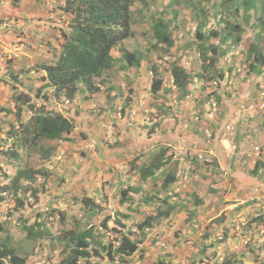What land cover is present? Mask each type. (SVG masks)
Wrapping results in <instances>:
<instances>
[{
  "label": "trees",
  "instance_id": "trees-1",
  "mask_svg": "<svg viewBox=\"0 0 264 264\" xmlns=\"http://www.w3.org/2000/svg\"><path fill=\"white\" fill-rule=\"evenodd\" d=\"M19 1L12 0L10 3L15 6L18 5ZM137 1L140 2L142 8L151 2L152 10L146 18V24L150 29V38L153 42L146 49L142 47L129 50L121 46L116 50L118 54L112 55V50L117 47L118 43L133 34L131 7ZM230 1L234 9L233 14L236 17L226 21L225 29L227 31L223 32L221 40L229 39L237 44L244 40L242 35L246 34L245 40L248 46L241 53L244 55L243 63L235 62L234 67L228 66L226 70L230 72L220 68L217 71L213 66L216 62L223 60L221 44L217 45L215 42L218 41L217 36L220 35V32L213 29L208 30V32L202 31L198 27L204 25L201 14L198 15L197 23L189 22L183 25L175 22L177 0H164V2L160 0H64L60 8L70 15L66 25L55 23L57 28L51 27V32L38 34L40 40L36 44V50L42 46L48 49V45L51 50L48 60H36L32 65H26L25 61L18 63L13 56L8 58L7 77L2 81L8 84L12 91L10 96L12 106L0 108V137H2L0 138V204L8 205L13 201V206L3 214L10 219H6L4 222L0 221V264H27V253L20 254L16 250L22 247L23 242L30 241L33 245L39 246L44 239L55 245L61 244L60 255L57 259H49L39 264H103L104 262H106L105 264H131L134 256H137L139 260L145 258L144 253H147L150 247L149 243L153 244L155 239L149 240L153 233L167 229V227L172 230L175 228L174 215L181 212H188L185 218L187 228L174 230V242L186 241L187 233L192 229L194 221L192 218L197 216L196 208H202L205 203H210V199L204 195L198 197L193 194L192 200L186 199L190 204L183 201L172 202L170 195L174 188L170 189L171 185L178 178L182 179L184 174L190 178L199 177L198 168L202 165L198 164V160L194 156L189 157V154L195 153L192 149L193 145L197 148L200 145H205L206 148L212 147L215 151L219 145L215 141L212 142V146L207 145L205 143L206 138L198 130L197 124L186 129L187 120L182 119V114H180L183 109L182 104L174 105L170 100L166 106H163L164 109L160 110L163 115L167 114L168 117L172 118L169 123L171 131L166 134L159 133L157 120L148 126L134 127L132 123H129L120 130L124 134L131 135L132 129H146V137L143 138V141L158 140V143L152 147L146 144L144 147H138V149L128 153L130 158L127 161V151L125 150L121 156V148L139 143H128L127 138L123 146L118 145V140H113L109 142V150L105 151L102 141L108 143L113 132L110 135L106 131L105 138H98V155L101 158L108 159L119 156V161H125L126 164L121 175L122 179L118 180L117 188L113 192L116 198L113 201V204H116L113 216L111 218L106 214L99 225L100 228L104 229L110 226L116 231V235L108 239L107 242L101 240L100 236L96 240V234L90 227L77 229L73 226H66L67 219L63 211L67 207L81 205L87 213L88 220L89 217L95 218V215L103 211L107 213L109 203L107 193L103 192L101 187L98 188V191L93 190L91 194L87 192L85 186L81 189L73 188V185L76 186L79 180L83 179V172L78 164L76 166L71 165L73 169H68L65 172L59 168L58 163H54L53 157L56 152L60 151L61 144L73 141L72 133L77 124L76 118L71 114V105L65 108L64 114L51 104L54 102L64 104L66 100L72 102L78 94L84 95L85 98L87 93L91 95L103 92L108 96V99L116 96L121 97L123 105L120 106L119 110L122 117L127 119L131 101L129 94L131 91L133 92V83L128 80L130 76L126 74L124 79L128 80L127 84H129L126 94H123L120 85L118 88L116 85H112L106 76L114 67L117 71H124L133 67L137 73L141 72L143 68L152 70L153 78L150 91L154 94V99L163 97L167 99V96L162 92L166 94L172 90V86H176L182 91L180 99L183 98L185 96L183 94L186 92L188 94V85L191 84L194 77L180 62L182 58L178 62H171L169 76L172 84H167L164 87L165 82L156 76L157 67L155 65L149 66L148 63L145 64L147 62L145 57L147 52L157 49L160 58L176 56L179 50L178 43L188 35L189 29L193 27L191 24H195L197 28H194L195 36L198 39L196 51L200 61L197 77L204 78V80L225 79L231 83L230 86L234 87L233 78L235 76H237L236 79H246L239 68L252 73V76L258 75L257 72L262 67L264 68V53L260 46H264V26L261 21L262 17L253 16L257 8V0H243L240 4L237 3V0ZM226 2L227 0H222L221 4L227 7ZM241 8L244 11H250L251 15L239 16L238 11ZM257 9L259 12L264 11L263 8ZM21 19V22L24 23L26 16L23 15ZM3 20L4 18H2ZM15 27L17 28L16 25ZM181 27L184 29L179 33L181 29L178 28ZM244 30L250 33L242 34ZM235 31L237 34L233 35L232 33ZM23 33L22 26H20L18 31L16 30V34L19 40L21 39L20 42L25 44L27 42L24 40ZM189 42L190 40H187L182 44V47L185 48ZM231 57L237 58L238 56L231 55ZM142 63L145 65L142 66ZM32 71L34 74H31ZM103 74H105L104 79L100 80ZM23 76L26 78V85L23 83ZM252 76L251 81H254L255 78L253 79ZM104 83L108 85L103 86ZM112 92L113 96H110ZM50 99L51 102H49ZM150 115L153 116V112L150 111ZM150 118L152 119L151 116ZM154 132H157L155 136L153 135ZM80 133L83 138L89 140L98 137L94 130L88 133L85 130H80ZM179 133L185 134L182 136L183 139L176 137ZM235 143L238 144L237 141ZM85 144L86 142L83 145L84 149ZM83 148L81 147L80 156L91 151L85 149V152ZM177 149L181 150L182 159L175 157L173 152H177ZM216 152L218 153V151ZM220 160H222L221 152H219V157L208 162V164L203 163V165L209 166L210 164L212 173L215 170L219 172L220 167L223 170L227 168L225 164H220ZM49 162L54 163L53 169L48 167ZM3 165L13 168V173L5 174L2 171ZM84 169L85 167H83ZM204 170L207 172L209 168L205 167ZM162 172L166 173L163 175ZM250 173L256 177L259 170L255 167ZM52 176L56 177L54 191L47 187V179ZM38 177L43 179L42 182L37 183ZM114 177H118L116 173H112L111 178ZM159 179L161 182L158 186ZM239 181L245 180L240 179ZM209 190L210 194L215 192L212 188ZM175 193L181 194L178 191ZM216 193L223 194L221 191ZM59 202H63L64 210L60 209ZM247 203V207L251 206L257 212L252 214L253 212L249 211V215L243 222L232 223L237 229L241 228L242 232H249L253 230L254 226L264 224V210H262L264 202L253 197L247 200ZM192 204L196 208L191 207ZM30 211H34L32 221L28 218ZM53 211L59 213V223L61 224L59 234H54L46 223V219L51 217ZM12 218L22 233V237L16 240V244L12 243L10 236H1L2 232L8 234L7 224L8 222L13 224ZM229 222L230 218L225 214L213 219L212 224L218 225L220 228V236L216 238L227 239V232L230 231ZM213 228L208 227L207 224V229L201 239L202 242L199 243L197 250L189 256L191 257L189 264H234L235 260H227L223 257L225 255L221 256L216 252L217 243L215 242L216 238H214L216 228ZM148 230H151V233ZM256 245L258 244L256 243ZM260 245L261 249L264 250V245ZM156 247L158 248V246ZM251 251L253 252L254 248ZM260 251L255 250L256 260H258ZM34 253H31L33 254L32 258L36 257ZM158 253L159 255L164 254ZM205 255L208 258H205ZM244 255L247 257L246 254ZM154 259L152 258L145 264H171L167 254L157 261ZM262 263L264 264V259L261 257V260H258L256 264Z\"/></svg>",
  "mask_w": 264,
  "mask_h": 264
},
{
  "label": "rangeland",
  "instance_id": "rangeland-1",
  "mask_svg": "<svg viewBox=\"0 0 264 264\" xmlns=\"http://www.w3.org/2000/svg\"><path fill=\"white\" fill-rule=\"evenodd\" d=\"M160 1L164 2V0ZM242 1L243 0H237V3L240 4ZM221 2L222 0H177V17L175 19V22L182 23L183 25L189 22L197 23V21L199 20L198 15L201 14V18H203L204 21L203 26L214 25L221 27V20L228 21L233 20V18L235 19L236 17L233 14L234 9L231 6L232 2L230 0H227V2L225 3L227 7H224ZM262 2H264V0H257L256 7H261ZM257 8L253 16L257 18L262 17L261 21L264 26L263 16L259 15ZM53 10L56 9L53 8ZM131 10L133 19V35L131 37L134 38V41L136 42L138 35L139 38L138 42L135 43L136 46L138 47V49L142 47L146 49L151 46V43L153 42L150 38V29L148 27V24H146V18L152 10L151 2H148L147 6L142 8L140 2L137 1L133 4ZM241 10L243 11L242 8ZM52 16H54V14H52ZM45 17L49 18L51 16H49L47 12ZM47 20L48 21L46 22V25L50 28L47 29V32L52 31L51 27H53L54 29L57 28V25L54 24H57L55 18H50ZM58 23L60 24L61 22ZM191 25L193 27L189 29L188 35H186L178 43L179 50L177 51L176 56L160 58L158 56V49L147 53L144 52L147 54V56L145 57V60L147 62H145V64L148 63L149 66L155 65L157 67L156 76L162 78V80L165 82V87L167 86V84H172L171 77L169 76L171 62H178L179 59L182 58L180 62L189 70L188 72L190 73V75L194 77L193 81L188 85V94L185 91L186 93L183 94L185 96H183V98L181 99L180 94H182V91H180L176 86H174V89H172L171 91L166 92L170 97H167V102L171 99L174 105L182 104L183 109L180 114H182V119L187 120V123L185 124L186 129L190 126H193L194 124H197L198 130L201 131L202 135L206 138L205 143L207 145L212 146V142L215 141V143H217L218 141H220V139H222L221 143L223 145H221V147H223L224 150H227V148L230 145L233 146V144L236 145V149L234 148V150H232V152H234V155H231V152L229 155L224 156V162L227 166V168H225L226 171L221 169V167L219 166L220 171L218 172L215 170L214 173H212L210 171V165L205 166L203 165V163L207 164V162L205 161V157L210 158L208 150H213V152L215 153V149H213L212 147L208 149L205 147V145H200L197 148L193 145L192 149H194L195 153L189 154V157H191V155L194 156L198 160V164L202 165L198 168L199 177L194 176L190 178L189 176H186V174H184V177L182 179L178 178L176 181H174L170 188H174V191H172L170 195V201H183L190 204L186 201V199L192 200V195L195 194L198 197L204 195L206 198L210 199V203H205L202 208L198 209L195 205H191V207L196 208L195 211L197 213V216L192 218L194 220L192 229L188 233L186 232V241H183L181 243H176V241L174 242V230H184L185 228H187L185 218L188 215V212H181L177 215H174L175 228L173 230L167 227V229H162V231H155L156 233H153L152 236H150V241L153 238L155 239L153 240V244H150L148 240L150 247L147 253H144V259L141 258L139 260L137 256H134L132 263H129L145 264V262L151 261L152 258H155L154 261H157L161 259L163 255L167 254L170 258L171 264H189L191 261V257L189 256L197 250L199 243L202 242L201 239L203 233L207 229V224L208 227L211 226L216 228L214 238L220 236L219 226L213 225L212 222L214 218L225 214L230 218V231L227 232L228 237L226 240L222 238L215 239V242L217 243V247L215 248L216 252L221 256L225 255L223 257H225L227 260H235L234 264H256L258 260H261V257L262 259H264V250L261 249L260 245H264V224L260 226L253 225L254 228L256 227L255 229L253 228V230H250L249 232H242L241 228H239L240 230L237 229L232 223L243 222L244 219L249 215V211L253 212L252 214H256L257 212V210H254V208H252L251 206L247 207V200L256 197V195L259 194L258 191H260L262 187L258 188L256 184H259L260 179H264V154L260 152L264 148V85L255 86L254 81H251V78L248 80L247 77L246 79H236L237 76H235L233 78L234 87L230 86L231 83L228 81H222L221 83L217 81L216 83L213 81L216 80V78L212 80H204V78L197 77L196 74L199 73L197 70L200 68L199 56L196 51V43H198V39L194 38V28H196V25ZM24 27L25 26L22 25V28ZM178 29H181L179 31V33H181L184 27ZM206 29V27H203V30ZM226 31L227 30H223V32ZM223 32L221 33V36ZM232 34H237V32L235 31ZM245 39L242 40L239 44H234V47L232 42L230 43L229 40L224 41L222 45H220V43H217L223 48L225 46H228V52L230 50H234L230 55H237L239 56V58L232 59L230 56H224L222 61H218L213 65L214 69L217 71L219 70V68L222 70H226L228 66L234 67L235 62H241L242 64L244 61V55L240 54V52L246 50L248 47L247 41ZM187 40H190V42L185 45V48L182 47V44H184ZM260 46L262 51L264 52V46ZM47 47L48 49L45 46H42L40 48L41 53L38 55V57H35L33 59V63L36 60H48L51 50L48 45ZM5 52L10 51L8 49ZM145 64L142 63V66H144ZM147 68L149 67L147 66ZM142 70H145V68H143ZM104 76L105 74L100 77V80L104 79ZM119 76L122 77V75ZM147 76L149 79L147 81L151 82L153 78L152 70L151 73H147ZM115 78L116 80L114 81H118L119 77ZM252 78L254 79L255 77L252 76ZM119 79H121L123 83L120 84L123 90V94H126L129 88V84H127V81L132 80H130L129 78L128 80L124 78ZM100 82L102 83V81ZM132 83H134V81H132ZM256 83L259 84V82ZM106 85L108 84H103V86ZM130 94H133V92L131 91ZM136 94L137 93H135V95L133 94L136 99H144L141 97L142 93H139L137 95ZM233 94L234 96H237V98L230 101L229 97H231ZM184 135V133H179L177 137L183 139L184 137L182 136ZM236 141L238 144L235 143ZM255 146H260L259 153L257 152L258 150L254 149ZM173 153L175 154L176 158L182 159V157L180 156V149H177V152ZM129 158L130 155L126 157V161ZM205 167L209 168L207 172H205L204 170ZM240 167H242V169L244 170V174L239 172ZM255 167L259 170V174L256 177L250 173L251 170ZM162 173L164 175L166 172ZM202 177H204V179H202ZM240 179L245 180L242 187L241 181H239ZM160 182L161 179H159V181L157 182L158 186ZM147 186H149V183H147ZM210 188L215 190V192L210 194ZM177 191L181 192V194L177 195L175 193ZM217 191H221L223 194L219 195L216 193ZM206 195H209V197H207ZM108 203V210H106L107 213H104L103 211L95 215V218L89 217L88 220L86 217L87 213L81 205L67 207V209L63 211L66 214V226H73L77 229L90 227L92 228L94 234H96V240H98V236H100L101 240L107 242L108 239L116 235L115 229L110 226H108L107 229L99 227L100 222L106 216V214L111 218L113 216V211L116 207V204H113V202L109 200ZM12 206L13 201H11L9 205H5L3 207L0 206V221L4 222L6 219H10L8 217H5L3 214L8 212L12 208ZM33 214L34 211H30L28 213V218L30 219V221L34 219ZM59 219L60 218L58 211H53L51 217L49 219H46L47 226L54 234H59L58 232L61 226V224L59 223ZM12 222V225L9 224V222L7 224V227L9 229L8 234L6 232H2L1 236H10V238L12 239V243L16 244V240L22 237V233L17 228V225L15 224L13 218ZM148 232L151 233V230H148ZM10 234L12 235V237ZM205 242L207 243V241ZM256 243L258 245L255 246ZM156 246H158V248ZM60 248L61 244L55 245L49 240L44 239L41 241L39 246L36 244L33 245L30 241L23 242L22 247L19 250H16V252L20 254L27 253V264H39L40 262L48 261L49 259H57V257L60 255ZM252 248H254L253 252L251 251ZM255 250L262 251H260L259 256L257 257L258 260H256ZM245 251L248 252L246 253ZM33 252H35L34 254H36L35 258H32L33 254L31 253ZM158 252L164 254L159 255ZM156 254L158 255L156 256ZM244 254H246L247 257H245ZM205 258H208V256L205 255ZM209 260H211V258H209ZM105 263L106 262H104L103 264Z\"/></svg>",
  "mask_w": 264,
  "mask_h": 264
},
{
  "label": "crops",
  "instance_id": "crops-1",
  "mask_svg": "<svg viewBox=\"0 0 264 264\" xmlns=\"http://www.w3.org/2000/svg\"><path fill=\"white\" fill-rule=\"evenodd\" d=\"M10 2H12V0H0V108H9L12 106L10 97L12 91L9 89L8 84L2 81L5 76H7L6 66L8 58L13 56L14 59L18 61V63L25 61L26 65L33 64V59L38 57V55L41 53L40 49L36 50V44L40 40L38 38V34L42 35L43 32L48 33L47 29H50L46 25L47 20L45 16L47 14V10L55 7L62 1L48 0L45 5H41L39 0H20L18 5L15 6ZM20 15L21 18L23 15L26 16L24 23L21 22L22 19L20 18ZM2 18H4L3 21ZM22 25L25 26L22 28L25 37L24 40L27 42L25 44L20 42L21 39L19 40V37L16 34V30L18 31V28ZM61 25H66V23L63 22ZM138 38L139 36L137 35L136 42H138ZM136 42L132 37L120 41L117 47L112 50V55L116 56L118 54L116 50L121 46L129 50L138 48L135 44ZM8 49L10 52H5ZM40 73L43 74L42 71H40ZM147 73H150L149 70H141V72L137 73L133 67H129L124 71H117L116 67H114L107 75L112 85L114 84L116 85V88H118L120 84H123L122 80L119 78H124L125 75L128 74V76H130L129 79L134 81L132 84L133 94L135 95V93H142L141 97L144 99H136L133 94H129L130 96L132 95L130 101V110L128 112L130 119H128L129 117L127 119L123 118L122 113L119 110L120 106L123 105V100H121V97L116 96L108 99V96L103 94V92H97L91 95L87 93L85 98L84 95L78 94L72 102L66 100L64 104L56 102L51 104L54 108L62 111L64 114L65 108L71 105V114L76 118L77 126L74 128L72 133V136L74 137L73 141L63 142L60 146V151L56 152L53 157L54 163H58L59 168L65 172L72 168L71 165L76 166L78 164V166L81 168L83 173H80H82L83 179H80L76 186L73 185L74 189H81L85 186L87 188H85L87 192L91 194L93 190L98 191V188L101 187L103 192L108 194L109 201L113 202L116 200L113 192L116 189L118 180L122 179L121 175L124 172L126 164L125 161H119V156L103 159L98 155V138H105L104 134L106 131H108L107 134L111 135V132H113V134L110 136V141H108V143L102 141L105 151L109 150V142H112L113 140H118V145H123L127 138L128 143H139L138 145L131 144V146L127 148H121V156L125 150L127 151V156L128 153L138 149V147H144L146 144L152 147L158 143V140L143 141V138L146 137V129H132V136L127 133V135L124 134L123 131L120 130L123 127H126L127 124L132 123L134 127H138L139 125L148 126L157 120L159 122V133L166 134L167 132L171 131L169 123L172 121V118L168 117L167 114L163 115L160 111L161 109H164L163 103L159 101L161 99L153 98L154 94L150 91L151 82L147 81L149 80ZM257 73L258 77H256L254 81L259 82L264 79V70L260 69ZM31 74H34L33 71ZM251 74L252 73L250 72L245 74L248 80L251 78ZM119 75H122V77ZM113 76L117 78L119 77L118 81H114L116 78ZM22 78L24 85H26V78H24V76ZM162 94L169 95L167 93L165 94L164 92H162ZM110 96H113V92L110 94ZM49 102H51V99ZM150 111L153 112V116L150 115L152 119L149 116ZM80 130H85L86 133L94 130L98 134L97 138H92L96 144L94 150L90 149L89 147V142L92 139L89 140L83 138ZM155 133L157 134V132L153 133L154 136L156 135ZM129 136H131V138H129ZM85 142V149H90L91 151L86 153L84 156H80L79 154H81L80 151L82 150L81 147L83 148ZM85 149L84 151L86 152ZM54 163L49 162L47 165L50 169H53V166H55ZM83 167H85L84 170ZM2 171L5 172V174H12L14 170L11 167L3 165ZM112 173H116L118 177L111 178ZM3 182H5V180H3ZM55 184L56 177L52 176L47 179V187L49 190L54 191ZM243 184L244 181H241V187ZM259 186L262 187V190H264V179L259 180ZM62 203L59 202L60 205Z\"/></svg>",
  "mask_w": 264,
  "mask_h": 264
},
{
  "label": "clouds",
  "instance_id": "clouds-1",
  "mask_svg": "<svg viewBox=\"0 0 264 264\" xmlns=\"http://www.w3.org/2000/svg\"><path fill=\"white\" fill-rule=\"evenodd\" d=\"M60 1H62L61 3H59V4H57L55 7H52L51 9H48L47 10V12H48V15L49 16H51V17H47L46 19H50V18H55V21L57 22V24H59L58 22H61V23H63V22H65V23H67L68 22V20H69V18H70V15H69V13H67V12H64L61 8H60V6L61 5H63V3H64V0H60ZM39 2H40V4L41 5H45L47 2H48V0H39ZM264 2H262V5H261V7L259 6V8H263V10H264V4H263ZM256 6H257V3H256ZM53 8H55L56 10H53ZM244 11V10H243ZM241 9L238 11V15L239 16H241V17H244L243 15H245V16H250L251 15V12L250 11H244L243 12ZM259 12V11H258ZM260 13V15H262L263 16V19H264V11H262V12H259ZM52 14H54V16H52ZM60 16V17H59ZM222 22V26L220 27V26H214V25H209V26H203V25H200V29L202 30V31H204V32H208V30H210V29H213V30H218L219 32H220V35L219 36H217V39H218V41L216 42V44L217 43H220L221 45L223 44V42L224 41H222L221 40V33L223 32V30H226L225 29V26H226V21L225 20H221ZM60 23V24H61ZM203 27H206L207 29L206 30H203ZM197 29V28H196ZM132 31H133V28H132ZM244 33H250V32H248V31H246V30H244L243 31V33L242 34H244ZM133 35V34H132ZM246 34H244V35H242V38L243 39H245V36ZM131 37V36H130ZM194 38H196V36H195V31H194ZM227 40H229V39H227ZM226 41V40H225ZM229 42L231 43V41L229 40ZM232 44H233V47H234V43L232 42ZM237 44H239V42L237 43ZM218 45V44H217ZM228 46H225L224 48L222 47V49H221V51H223L222 52V54H223V57L224 56H230L231 57V53H233V51L234 50H230L229 52H228V48H227ZM242 52H240V54H241ZM264 53V52H263ZM232 58V57H231ZM237 58H239V56L237 57ZM233 59V58H232ZM243 59H244V56H243ZM239 70H240V72H242L244 75L246 74V73H248L247 72V70H242L241 68H239ZM261 70H264V68L262 67L261 68ZM238 71V70H237ZM150 73H151V71H149ZM256 77H258V75L257 76H255V78ZM214 82H216L217 83V81L219 82V83H221L222 81H226L225 79H216V80H213ZM227 82V81H226ZM262 82H264V79H262L261 81H259V84L258 83H256L258 86H262V85H264V83H262ZM172 89H174V86H172ZM168 94V93H167ZM167 97H169V95H166ZM230 98V101L231 100H234V99H236L237 98V96H234V94L231 96V97H229ZM161 100H159V101H161L162 103H163V106H166L167 105V99L165 98V97H163V98H160ZM171 100V99H170ZM237 101V100H236ZM235 101V102H236ZM224 139H226V138H224ZM222 139H220V141H218L217 143H218V145H219V148L216 150V151H218V153L217 152H213V150H208V154H209V157L210 158H206L205 157V161L207 162V164H208V162H211L213 159H215L216 157H219V152H221V154H222V160H220L221 161V165H222V163H224L225 164V162H224V156H227V155H229L231 152H232V150H234V148L236 149V145L235 144H233V146H229L228 148H227V150H224V148L223 147H221V145H223L222 143ZM221 143V144H220ZM95 142L92 140V141H90L89 142V147H90V149H94L95 148ZM254 149L255 150H258L257 152L259 153V150H260V146H255L254 147ZM257 152H255V153H257ZM260 152H262V154H264V148H263V150L262 151H260ZM216 154V155H215ZM129 155V154H128ZM127 155V156H128ZM231 155H234V152H232V154ZM126 156V157H127ZM220 159V158H219ZM263 162H264V159H263ZM210 165V164H209ZM240 169V171L239 172H241V173H243L244 174V170L243 169H241V167L239 168ZM263 171V170H262ZM249 173V172H248ZM42 178H40V177H38L37 178V183H40V182H42ZM40 181V182H39ZM257 186H258V188L260 187L259 186V184L257 183L256 184ZM255 185V186H256ZM116 188H117V186H116ZM261 191V192H260ZM260 191H258L259 192V194H257L256 195V197L260 200V201H263L264 202V190H262V189H260ZM261 193H263V194H261ZM107 198H108V194H107ZM109 200V199H108ZM6 204H0V206H5ZM9 205V204H8ZM60 209L61 210H64V204L62 203L61 205H60ZM262 210H264V207H262Z\"/></svg>",
  "mask_w": 264,
  "mask_h": 264
}]
</instances>
